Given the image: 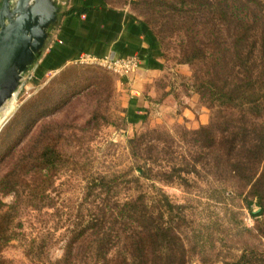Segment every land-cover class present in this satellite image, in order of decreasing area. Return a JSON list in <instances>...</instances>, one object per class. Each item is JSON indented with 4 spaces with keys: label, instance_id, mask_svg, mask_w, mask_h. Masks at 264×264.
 I'll return each mask as SVG.
<instances>
[{
    "label": "rangeland",
    "instance_id": "rangeland-1",
    "mask_svg": "<svg viewBox=\"0 0 264 264\" xmlns=\"http://www.w3.org/2000/svg\"><path fill=\"white\" fill-rule=\"evenodd\" d=\"M55 1L61 9L67 5V0ZM258 1L264 5V0ZM196 2L202 0H105L108 7L125 11L149 28L157 40L154 56L161 69L147 71L137 60L136 67L114 72L104 63L83 58L39 76L41 52L16 94L0 110V185L23 155L35 154L41 132H49L48 142L55 143L63 156L55 171L40 174L47 187L39 196L41 203L52 208L40 212L26 208L13 227L14 234L26 240L50 229L52 262L62 257L68 239L64 235L76 221L91 178L122 175L135 167L128 144L135 137L142 141L140 154L159 158L152 166V185L174 205L184 206L178 238L186 264H224L244 251L264 250V240L257 241L251 233L258 220L241 198L230 195L235 187L220 180L215 170L207 172L202 163L196 174H180L186 184L177 179L164 182L170 167L180 168L182 161L191 160L190 135L208 126L212 118L194 88L193 77L204 67L181 64L189 37L203 33L201 25L209 22ZM154 145L157 150L148 149ZM35 172L30 170L26 180L35 178ZM142 185L148 196L155 195L151 182ZM15 197L6 196L0 186L1 206H11ZM252 211L256 213V207ZM56 225L60 226L55 231ZM21 240L14 238L3 252L12 264H29Z\"/></svg>",
    "mask_w": 264,
    "mask_h": 264
},
{
    "label": "trees",
    "instance_id": "trees-1",
    "mask_svg": "<svg viewBox=\"0 0 264 264\" xmlns=\"http://www.w3.org/2000/svg\"><path fill=\"white\" fill-rule=\"evenodd\" d=\"M196 3L209 22L201 25L203 33L189 37L181 64L204 67L193 77L194 88L212 118L208 126L191 133V160L182 161L180 168L170 167L171 174H164V182L171 184L177 179L186 184L180 174H196L202 163L207 172L215 170L220 180L235 187L230 195L241 198L258 220L251 233L260 242L264 240V5L258 0ZM85 11L76 8L61 15ZM138 23L150 44H157L149 28ZM146 69L160 70L161 66L149 59ZM40 70L38 67L36 72L43 76ZM46 132L37 138L35 154L23 155L1 182L4 194L16 197L11 206L0 203V264H12L3 252L14 238L23 240L29 264H186L178 238L184 206L174 205L152 185V166L159 158L140 154L142 141L137 137L128 141L135 167L122 175H96L86 184L76 221L64 235L68 239L60 260L49 259L50 229L29 240L15 235L14 223L26 208L35 212L52 208L41 203L39 196L47 187L40 174L47 169L55 171L63 156L55 143L48 142L50 134ZM33 169H37L35 178L26 180ZM142 182H151L154 196L142 191ZM122 191L126 192L123 198ZM131 191L137 195L128 196ZM224 264H264V250L244 251Z\"/></svg>",
    "mask_w": 264,
    "mask_h": 264
},
{
    "label": "crops",
    "instance_id": "crops-1",
    "mask_svg": "<svg viewBox=\"0 0 264 264\" xmlns=\"http://www.w3.org/2000/svg\"><path fill=\"white\" fill-rule=\"evenodd\" d=\"M76 8L87 11L79 15H60L51 29L36 67L41 68L39 74L58 71L83 58H134L142 69L158 71L146 69L149 59L159 65L160 62L154 56L156 44H150L137 19L125 11L108 7L105 0H67L61 14Z\"/></svg>",
    "mask_w": 264,
    "mask_h": 264
},
{
    "label": "water",
    "instance_id": "water-1",
    "mask_svg": "<svg viewBox=\"0 0 264 264\" xmlns=\"http://www.w3.org/2000/svg\"><path fill=\"white\" fill-rule=\"evenodd\" d=\"M61 11L55 0L0 1V110L44 50Z\"/></svg>",
    "mask_w": 264,
    "mask_h": 264
},
{
    "label": "built area",
    "instance_id": "built-area-1",
    "mask_svg": "<svg viewBox=\"0 0 264 264\" xmlns=\"http://www.w3.org/2000/svg\"><path fill=\"white\" fill-rule=\"evenodd\" d=\"M92 61L93 63H104L109 66L110 70L116 72L117 70H130L133 67H136L137 59H93V58H84Z\"/></svg>",
    "mask_w": 264,
    "mask_h": 264
}]
</instances>
